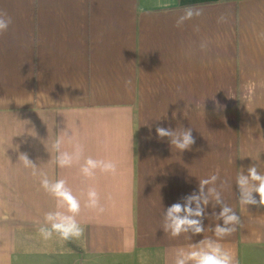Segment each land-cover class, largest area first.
Masks as SVG:
<instances>
[{"label": "crops", "instance_id": "0c3cea01", "mask_svg": "<svg viewBox=\"0 0 264 264\" xmlns=\"http://www.w3.org/2000/svg\"><path fill=\"white\" fill-rule=\"evenodd\" d=\"M189 7L202 13L177 27ZM0 12L12 19L0 33V264H172L222 221L209 205L204 233L171 237L165 209L217 173L240 217L219 242L236 264L264 261V206L242 205L236 185L253 163L264 174V0H0ZM157 126L190 127L196 142L181 152ZM62 129L116 172L59 167L45 144ZM20 153L80 198L79 239L41 237L55 199ZM89 186L103 211L84 206Z\"/></svg>", "mask_w": 264, "mask_h": 264}, {"label": "clouds", "instance_id": "9594fccd", "mask_svg": "<svg viewBox=\"0 0 264 264\" xmlns=\"http://www.w3.org/2000/svg\"><path fill=\"white\" fill-rule=\"evenodd\" d=\"M201 13L202 9L187 8L184 15L177 19L176 26L180 27L186 19ZM220 19L223 20L224 17ZM11 23V17L6 12H0V33L6 32ZM260 36L264 38V32L260 33ZM206 46V43L201 45L202 48ZM173 117H175V113H173ZM156 133L161 140L168 138L170 146H174L181 152L190 150L196 142L190 127L178 130L172 127L157 126ZM66 137L72 144L71 151L64 149ZM45 147L50 153L52 151L56 153L55 162L59 167L79 165L80 174L85 178H93L97 170L104 173L116 172V164L110 160L95 159L92 156L84 157V146L79 142H73L71 133L66 129L58 132L51 145V150L46 144ZM82 159L83 163H81ZM19 160L26 168L32 169L34 176L42 177L41 186L55 199V210L46 212L43 222H38V232L41 237L48 240L55 233L64 241L79 239L83 234V229L77 219L81 213L80 198L73 194L65 179L50 180L46 173L38 169V165L29 158L27 153H20ZM218 179V173L212 174L208 178L199 179L198 191L193 190L165 209L162 229L171 237H179L183 233L193 235L204 233V221L208 215L209 205L213 209L219 206L220 211L214 210L211 215L222 221V223L215 224L213 228L217 239L205 237L192 248L177 249L172 264H236L234 254L226 250L219 240L231 235L236 230V225L240 223V217L223 201L221 192L215 186ZM236 185L242 205L264 206V174L258 171L257 163H253L247 168V174L241 172L237 175ZM254 193L259 195V199ZM85 195V207L103 211L100 205V196L95 187L89 186Z\"/></svg>", "mask_w": 264, "mask_h": 264}, {"label": "rangeland", "instance_id": "374dc122", "mask_svg": "<svg viewBox=\"0 0 264 264\" xmlns=\"http://www.w3.org/2000/svg\"><path fill=\"white\" fill-rule=\"evenodd\" d=\"M66 264H74V262L73 263L72 262H66ZM260 264H264V261L261 262Z\"/></svg>", "mask_w": 264, "mask_h": 264}]
</instances>
